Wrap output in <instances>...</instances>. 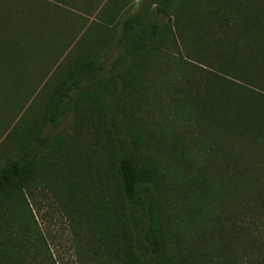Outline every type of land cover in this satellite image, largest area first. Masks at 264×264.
Here are the masks:
<instances>
[{"label": "trees", "instance_id": "1", "mask_svg": "<svg viewBox=\"0 0 264 264\" xmlns=\"http://www.w3.org/2000/svg\"><path fill=\"white\" fill-rule=\"evenodd\" d=\"M24 2L0 6V84L30 63L43 83L0 142V264H59L34 187L75 264H264V0ZM183 27L215 77L168 72ZM232 41L253 53L245 83Z\"/></svg>", "mask_w": 264, "mask_h": 264}, {"label": "rangeland", "instance_id": "2", "mask_svg": "<svg viewBox=\"0 0 264 264\" xmlns=\"http://www.w3.org/2000/svg\"><path fill=\"white\" fill-rule=\"evenodd\" d=\"M24 1L25 0H0V6L4 8L13 6L15 7L14 9H18L21 8L20 6L25 4ZM188 9L191 10V12L188 13V17L191 22H199L202 15L199 12H192V5H189ZM74 21L76 20L74 19ZM184 23L188 24L185 19ZM183 29V33L186 37H188V39L185 41L181 40L180 46L179 43H175L176 45L171 47L169 52L171 61L170 67L173 66L174 68L173 71H171L172 69H169L168 72L174 73L171 75L172 77L179 75L181 78L184 77L190 81L196 80L201 83L205 80L204 76L208 75L207 71L212 73L210 74L211 78L215 77V72H221L222 69L218 66H212L207 62L198 59V55L205 51L201 50L198 47L197 42L191 38L192 34L189 27H183ZM207 43L208 42H206L203 46V48L207 50L204 54L208 53L211 48V45ZM231 45L233 47L236 45L239 46L232 52V54L234 53V57L237 62L234 65L233 72L228 73L227 77L234 81L245 83L244 80L242 81V79L238 76V72H240L238 70L251 67L253 53L250 50H246V46L243 47L245 45V42L243 41H232L229 47H231ZM221 49H223L222 45L218 47V51ZM174 62L178 63L173 64ZM36 66L37 65H34L33 67L31 63L28 64L26 73H24L22 77L23 79L21 78L20 82L6 83L7 87H1L0 84V142L5 136L6 131L9 130L13 124H15L21 110V105L27 104V102H29L34 96L35 90L43 83L42 74H38ZM35 74L39 76V79L34 81V84L31 86V81L32 78L36 76ZM171 84L173 85L174 81L171 82ZM209 89L205 87L201 89V96L203 100L201 103L205 107L214 103V105L217 104V106H220L221 100L219 98V89L213 88L211 91ZM32 192L34 193V197L36 199L35 202L40 204L39 209L36 208L35 212L37 225L47 237V241L56 260L59 264H75L76 256L72 248V234L68 225L66 214L63 212L62 208L57 207V205L52 202V196L45 197L48 193L47 190L41 191L39 187H34ZM32 200L33 199L30 197V201Z\"/></svg>", "mask_w": 264, "mask_h": 264}]
</instances>
